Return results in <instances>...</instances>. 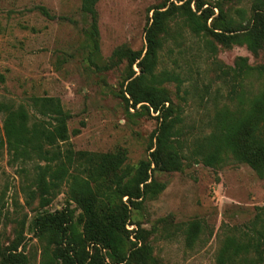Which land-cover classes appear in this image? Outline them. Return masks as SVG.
<instances>
[{
  "label": "rangeland",
  "instance_id": "1",
  "mask_svg": "<svg viewBox=\"0 0 264 264\" xmlns=\"http://www.w3.org/2000/svg\"><path fill=\"white\" fill-rule=\"evenodd\" d=\"M166 1L98 0L94 49L89 17L80 11L81 0H0V102L21 105L34 114L32 97L57 98L69 114L66 127L73 150L122 151L125 164L134 167L147 159L150 135L158 124L156 114L138 106L126 108L116 95L127 73L125 60L111 68L103 66L117 47L144 50L151 9ZM248 2H232L230 13L239 6L247 12ZM171 23L156 71L177 73L182 80L177 92L174 82L164 86L179 107L185 157L179 171L150 172L163 189L139 209H130L125 229L149 232L147 240L159 264H215L221 241L245 231L260 214L264 177L257 178L247 165L231 159L208 168L186 156L193 138L208 133V120L215 110L235 104L228 98L229 85L216 77L214 62L231 66L240 56L255 66L264 59V48L253 56L244 46L214 44L212 54L177 19ZM132 70L136 72L135 67ZM255 90L253 83L249 92ZM2 119L0 114V254L18 237V251L30 264H39L42 242L31 227L34 216L63 209H72L75 216L77 210L66 201L64 187L50 190L44 195L49 203L39 206L34 163L9 160Z\"/></svg>",
  "mask_w": 264,
  "mask_h": 264
},
{
  "label": "trees",
  "instance_id": "2",
  "mask_svg": "<svg viewBox=\"0 0 264 264\" xmlns=\"http://www.w3.org/2000/svg\"><path fill=\"white\" fill-rule=\"evenodd\" d=\"M98 0H81L80 11L89 17L88 34L97 48ZM241 0H168L151 9L144 28L143 51L117 47L103 68L125 60L127 73L116 94L126 108L138 106L156 114L157 127L151 133L147 159L132 167L125 164L122 151L97 153L73 150L68 142L64 111L57 98L34 96V114L21 105L0 102L2 133L9 160L33 162V181L39 206L49 203L50 190L65 188L72 209L37 213L31 227L42 242L39 264H159L147 238L139 227L125 229L129 211L139 209L145 200L154 199L163 185L150 172H176L181 169L184 138L179 107L165 84L181 86L179 75L158 70V54L168 39L172 19H177L189 34L199 36L212 54L215 45L244 46L253 56L264 48V0H249L248 10L233 9ZM203 6H205L203 8ZM213 9L216 14L213 13ZM41 13L49 18L44 10ZM209 20V21H208ZM217 78L229 85L226 104L208 120L209 131L193 138L186 157L208 168L231 159L247 165L254 175L264 177V59L250 66L245 57H236L231 66L214 62ZM136 68V72L132 70ZM256 86L250 93L252 84ZM249 88V90H247ZM180 98H182L180 96ZM245 231L225 237L217 250L215 264H264V206ZM133 234V242L129 235ZM20 241L15 238L0 254V264H30Z\"/></svg>",
  "mask_w": 264,
  "mask_h": 264
}]
</instances>
